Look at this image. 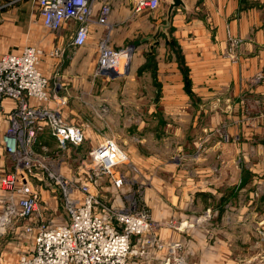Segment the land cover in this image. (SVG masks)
Segmentation results:
<instances>
[{"label": "crops", "instance_id": "1", "mask_svg": "<svg viewBox=\"0 0 264 264\" xmlns=\"http://www.w3.org/2000/svg\"><path fill=\"white\" fill-rule=\"evenodd\" d=\"M172 2L166 0L153 11L135 12V0H100L94 5L85 44L73 48V22L59 32H48L40 25L33 0H0V55L20 52L27 45L41 47L44 56L39 69L49 82V106L60 111L68 123L88 120L83 108L93 99L105 105L100 112L111 124L116 120L110 119V113L126 116L131 101L141 100L152 106L153 112L140 115L138 120H154L159 116L154 107L167 106L160 118H167L174 136L181 131L189 140L184 142L189 155L184 161L182 203L177 205L178 194H168L164 207L156 200L148 206L144 198L158 236L164 242L184 239L188 264H264V252L254 254L264 248V163L259 165L262 172L257 176L249 161L214 159L221 152H264V81L251 80L264 68V0H180L181 4L169 13ZM103 4L110 8L108 26L97 22ZM105 36L112 48H129L131 52L124 74L114 79L108 75L94 78L95 60L91 68L78 63L84 53L92 57ZM229 38L243 41L232 56L227 53ZM54 49L62 50L59 57L48 56ZM141 82L148 84L143 89L155 94L137 93L133 98V87L138 90ZM97 83L109 87L101 90ZM116 84L120 108L113 110L116 104L111 105V99H116V92L111 90L117 88L112 87ZM59 99L64 106L58 105ZM14 105L5 101L0 113V180L12 170L2 138L7 125L3 114ZM225 118L239 123L237 130H229L237 144L225 146L220 141L216 128ZM90 122L82 149L89 142L90 149L100 142L93 137L97 124ZM35 149L50 160H59L56 141L46 131L38 137ZM35 180L40 182L38 177L33 178L34 186ZM5 196L0 190V201ZM118 196L107 193L105 202L115 206L121 202L115 200ZM41 204L49 210L54 207L49 193H40ZM178 206L184 214L179 213ZM203 212L206 218L203 215L199 220L203 224L195 226L194 219ZM38 213L50 220V213ZM181 219L188 224L177 228ZM172 220L174 227L170 226ZM23 224H14L0 238V264H17L18 257L30 251L31 238L23 233ZM140 241L132 238L133 244ZM150 255L146 257L149 264H164V252Z\"/></svg>", "mask_w": 264, "mask_h": 264}, {"label": "built area", "instance_id": "2", "mask_svg": "<svg viewBox=\"0 0 264 264\" xmlns=\"http://www.w3.org/2000/svg\"><path fill=\"white\" fill-rule=\"evenodd\" d=\"M33 1L42 28L56 33L73 22L76 29L71 46L80 48L85 44L94 5L100 0ZM161 1L135 0V12L156 10ZM109 13V6L103 4L97 22L107 25ZM61 53L62 50L54 49L48 56L56 58ZM43 56V49L33 45L14 54L0 55V113L5 101L15 103L3 114L7 125L2 144L13 164L12 170L0 180V190L6 195L0 201V238L14 224L23 222L22 231L32 242L30 251L21 254L17 264H134L137 259L162 250L173 264H181L176 259L180 244L160 242L157 225L139 200L128 198L127 208L111 204L109 208L96 210L100 206L95 194L99 181L107 180L115 192L129 183L122 169L127 158L114 142H100L89 151L90 173L80 182L69 180L47 155L36 151L37 139L45 131L56 141L58 151H64L82 144L88 127L68 123L60 111L49 106V82L39 69ZM130 57L129 48H112L105 36L97 44L94 76L120 75L129 65ZM58 105L64 106L65 102L59 99ZM38 174L60 190L68 217L65 222L47 220L37 212L40 194L32 179ZM132 238L141 241L133 244Z\"/></svg>", "mask_w": 264, "mask_h": 264}, {"label": "rangeland", "instance_id": "3", "mask_svg": "<svg viewBox=\"0 0 264 264\" xmlns=\"http://www.w3.org/2000/svg\"><path fill=\"white\" fill-rule=\"evenodd\" d=\"M166 0H162V2H165ZM165 4V3H163ZM107 22V26H108ZM110 27V26H109ZM243 45V41L239 38H229L228 39V46H227V53L229 56H232L236 53L237 50ZM97 49H95L94 55L92 57H88L87 53H84L82 57L79 60V64H84L85 67H92L94 60L96 61L97 57ZM151 65V61L148 62ZM181 72L183 73V76H185V71L183 70V66L180 67ZM123 70L120 71V75L116 76L119 77L124 74ZM94 74V70H93ZM98 77V76H94ZM115 77H113L114 79ZM111 80V79H110ZM254 82H261L264 81V68L258 70L253 74V77L251 78ZM100 82V81H99ZM96 83V81H95ZM147 83V82H146ZM146 83L142 82L139 85V89L133 87V98H135L137 93H143L148 92V95L150 93V96L154 95L152 94L151 89L146 88L143 89ZM98 84V83H97ZM101 88H108L109 85H102L98 84ZM148 85V84H146ZM114 87V90L116 92V99H111V105L113 110H118L120 108L119 100H118V87L119 84H116ZM97 93L101 92L98 89L96 90ZM156 94H160L159 91H155ZM157 96V95H156ZM94 100V101H93ZM89 101V104L86 105L83 108V111L86 113L87 119L83 122L84 125L87 124V121H94L97 124V127L95 128L94 124V134L93 137H96V139L99 138L100 142L104 141H112L115 143V145L118 147V149L123 152L127 158L126 162L127 164L122 167L124 169V174L127 177L129 183L126 184L123 191L121 192H114L111 190L109 183L107 180L102 179L95 185V194L97 195L98 202L100 204L99 209H96L97 211L102 210V207L109 208L110 203L105 202L107 197L106 194L110 193L111 195L118 196L120 193V196L116 197L115 200L118 198L120 199L119 204H115V207H126L127 201H129L128 198H132L133 201L138 202L142 206V208H146L150 206L152 200L158 201V205H161V207H164L167 205V196L178 194L176 197L177 205L183 202V191H184V178H183V172H184V161L186 160L185 157L189 155L187 152L184 151V142L185 140L189 141L186 137L182 136V132L179 131V135H173V128L171 125H169L167 118H160L162 112L164 109L166 110L167 106L159 105L154 107V111H159V116L151 120V117H147V120H138L137 117L140 115H147L148 112L152 111V106L145 103L144 101L139 102L137 101H131L129 98V101L131 103L127 104V115L126 116H118L110 113V119H114L116 121H113L112 124L109 120H105L103 117L102 111L105 108L104 104H100V100L93 99ZM135 100V99H134ZM94 102V103H93ZM136 102V103H135ZM108 107V106H107ZM229 111V109H228ZM143 115V116H144ZM165 116V115H163ZM166 117V116H165ZM91 123V122H90ZM92 124V123H91ZM210 125V124H209ZM238 122H233L230 119H224V121L219 122L218 127L216 130L218 131V134L221 138L220 141H222L223 144H227L225 146H229L233 143L234 137L229 133V130H237L239 128ZM97 129V130H96ZM263 132L260 131L259 135H262ZM92 135V134H91ZM90 138V137H89ZM1 140V138H0ZM86 140V137L84 136V140L82 144H80L77 147H68L64 151H58L59 152V160L54 158V160H51V163L53 165L59 166L62 173L72 181H84L88 178L89 167L91 166V162L88 156L90 149V142L87 143V148L84 146V149H82V146L84 144V141ZM90 141V139H89ZM99 142V143H100ZM228 142V143H227ZM242 143V142H241ZM186 144V142H185ZM189 144V143H188ZM237 144V143H233ZM229 148V147H227ZM58 150V149H57ZM253 153V152H252ZM228 153V152H221L218 154L219 157L214 155V159L219 162L225 161L228 162L229 160H234L237 162V160L241 162L249 161V164H252L254 166V172L255 175L258 176L259 173L262 171L259 169V165H262L264 163V152H255V153ZM252 154V155H251ZM251 155V157H249ZM249 158H246V157ZM211 159V158H209ZM186 162V161H185ZM158 164V165H157ZM264 168V166H262ZM246 172V171H244ZM39 181L37 182L35 180V186L32 184L39 192H47L50 194L51 198L53 199L54 207L51 208H45L42 204H39L38 211L45 212V215L50 213V220H54L56 222L62 223L65 222L68 217L66 215V212L64 210V203L63 199L60 196V190L54 189L50 182L45 181L44 176L42 174H38ZM261 175V174H259ZM104 188V190H103ZM126 197L125 200H123V197ZM147 202V205L145 204V201ZM40 202V201H39ZM124 204V205H123ZM45 205V204H44ZM123 205V206H122ZM128 207V206H127ZM126 207V208H127ZM177 207V206H176ZM178 210L180 214H184L182 212L183 208L178 206ZM37 211V212H38ZM150 212V210H149ZM201 216H198L194 219L193 224L201 225L203 223H199L200 217L205 215L206 213L203 212ZM108 214V213H106ZM209 217L207 216V219ZM48 220V217H47ZM210 220V218L208 219ZM174 220L170 221V226L174 227ZM188 222L186 220H179L177 228H180L182 226H187ZM159 226V224H158ZM194 226V227H195ZM160 227V226H159ZM157 234V229H156ZM158 236V234H157ZM260 234H257V239H260ZM158 239L160 242L164 245H167L168 243L172 242H164L161 240V237L158 236ZM177 241L180 244V249L177 251V258L181 261V264H188L187 258L185 256L186 252V245L184 242V239L181 240H173ZM239 249H237L238 252ZM242 254L246 253L245 250H239ZM157 252H164L166 255V259L164 261V264H173L172 260L169 258L167 252L165 250L157 251ZM264 252V248L257 249L254 251V254L262 255ZM151 256V255H149ZM146 256V257H149ZM140 258L141 262H134V264H149L147 262V258ZM179 257V258H178ZM170 259V261H169ZM244 264V263H240Z\"/></svg>", "mask_w": 264, "mask_h": 264}, {"label": "water", "instance_id": "4", "mask_svg": "<svg viewBox=\"0 0 264 264\" xmlns=\"http://www.w3.org/2000/svg\"><path fill=\"white\" fill-rule=\"evenodd\" d=\"M181 4L180 0H173L172 4L169 6V13L173 10V8H177Z\"/></svg>", "mask_w": 264, "mask_h": 264}]
</instances>
